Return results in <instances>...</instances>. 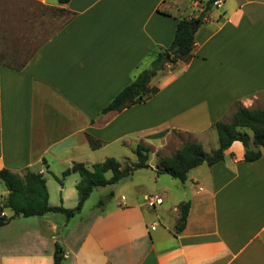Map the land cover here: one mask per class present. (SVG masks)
<instances>
[{"label":"crops","instance_id":"crops-1","mask_svg":"<svg viewBox=\"0 0 264 264\" xmlns=\"http://www.w3.org/2000/svg\"><path fill=\"white\" fill-rule=\"evenodd\" d=\"M207 1L0 0V169L39 172L48 185L45 173L62 174L66 160L92 149L89 137L99 148L143 141L156 152L176 132L203 145L235 104L264 108V0H223L204 12ZM202 12L192 56L155 75L158 92L102 113L154 50L169 47L179 18ZM54 161L65 166L53 171ZM151 166L137 170L150 171L159 206L122 195L87 211L86 200L69 220L15 217L0 226V264H52L56 240L62 264H264V149L247 162L233 141L222 161L184 182ZM57 183L60 198L52 202L47 186L48 202L69 208L72 190ZM182 202L189 209L176 233Z\"/></svg>","mask_w":264,"mask_h":264},{"label":"trees","instance_id":"trees-1","mask_svg":"<svg viewBox=\"0 0 264 264\" xmlns=\"http://www.w3.org/2000/svg\"><path fill=\"white\" fill-rule=\"evenodd\" d=\"M59 1L65 3L69 0ZM215 1L208 0L204 5V12L213 7ZM204 12L198 17L179 18L169 47L154 50V58L149 66L138 72L101 112L121 111L134 104L145 102L155 95L158 92V87L150 85L151 79L159 71L165 69L167 65L176 64L178 61H187L192 56L194 34ZM233 108L234 110L228 119L217 120L212 124V129L215 130L218 137L216 149L206 152L199 141L187 140L169 155H164L158 150L155 153L157 156L156 172L167 174L184 182L193 168L202 164L211 166L222 161L224 151L236 140L244 146L245 161L251 162L259 159L264 149V108H247L241 104H235ZM89 145L92 149H97L101 143L89 137ZM151 152L149 145L139 141L133 148L135 155V162L133 163L122 165L114 157H107L101 162L92 163L90 167L83 162H73L61 174L62 177L72 172L79 175V180L75 184L78 200L73 208L49 204L46 180L41 173L26 170L20 175L7 168L0 169V181L8 191L3 204L0 205V210L6 208L11 212L9 216L0 217V226L18 216L43 215L48 212L62 213L69 220L81 211L84 202L95 187L116 184L121 179L132 175L137 169L150 167L148 161ZM107 172L111 173L109 177L106 176ZM54 177L61 183L60 177L55 175ZM103 203L102 200L98 201L99 205ZM188 209L189 202L179 204L180 215L175 228L176 233L184 228ZM63 260L64 249L59 240H56L52 264H62Z\"/></svg>","mask_w":264,"mask_h":264},{"label":"rangeland","instance_id":"rangeland-1","mask_svg":"<svg viewBox=\"0 0 264 264\" xmlns=\"http://www.w3.org/2000/svg\"><path fill=\"white\" fill-rule=\"evenodd\" d=\"M166 77L164 76L162 78L165 79ZM152 84L160 85L162 83L161 79H159L158 76H155L151 79ZM210 136L206 138V141L204 140L203 142V147L206 152H211L212 150L216 149L218 147V137L214 129H212L209 132ZM179 135V137H178ZM168 141L166 147H164L163 150L161 151L162 154L164 155H169L173 153L175 150L174 148L177 146L178 148L180 145L187 141V140H196L194 137L190 134L184 133H176V132H170L168 134ZM129 141V140H128ZM135 144L131 143L130 145L122 146L119 143H111V144H106L103 145L99 149H88L87 151H83V153L78 154V159H74L72 162H69L66 160L65 165H71L73 162H83L85 165L88 167L91 166L92 163L96 162H101L105 160L107 157H114L120 163L123 165L124 163H133L135 162V155L133 153V148ZM152 152L149 154V164L152 166L156 167V161H157V156L156 152L151 148ZM71 163V164H68ZM65 165L59 163V162H52L51 168L53 171H59L62 169ZM151 166V167H152ZM150 171L148 169L145 170H137L134 171V173L126 178L121 179L118 183L112 184V185H106V186H99L95 187L91 194L89 195L86 203H85V210H90L94 207L97 206L98 201L102 200L105 202V207H110L116 204L117 201H123L124 198H122V195H125L127 197V200L129 199H141L140 201L143 200V196H151L156 193V191L153 189L155 186L152 180H150ZM111 175L110 172L106 173V176L109 177ZM45 177L48 179V187L50 190V195H51V201L55 202L57 199L60 198L59 191L57 190V181L55 178L48 174L47 172L45 173ZM58 177L63 179L67 185L69 186L72 190L71 193V198L74 200H67V205H69V208H73L74 205L76 204L74 201L75 199L78 200V196L75 190V185L74 182L77 183L79 180V175L77 173H70L66 175L65 177H62L60 174ZM169 178V177H166ZM171 178V177H170ZM175 179V178H174ZM177 180V179H176ZM73 181V182H72ZM164 182L161 180L158 182V185H162ZM54 187V188H53ZM5 195V187L3 183L0 181V198ZM177 196V193L173 192L172 197L175 198ZM162 197V196H161ZM146 203V199L143 200ZM96 205V206H95ZM159 206V205H157ZM68 208V207H67ZM6 209V208H5ZM7 212H9L6 209Z\"/></svg>","mask_w":264,"mask_h":264},{"label":"built area","instance_id":"built-area-1","mask_svg":"<svg viewBox=\"0 0 264 264\" xmlns=\"http://www.w3.org/2000/svg\"><path fill=\"white\" fill-rule=\"evenodd\" d=\"M222 1L223 0H216L214 2V6L219 7L222 4ZM145 199H146L147 206L152 207V208L158 204H161L163 201L162 197L158 195L146 196ZM2 216H5V213L3 210H0V217Z\"/></svg>","mask_w":264,"mask_h":264},{"label":"water","instance_id":"water-1","mask_svg":"<svg viewBox=\"0 0 264 264\" xmlns=\"http://www.w3.org/2000/svg\"><path fill=\"white\" fill-rule=\"evenodd\" d=\"M198 23V22H197Z\"/></svg>","mask_w":264,"mask_h":264}]
</instances>
